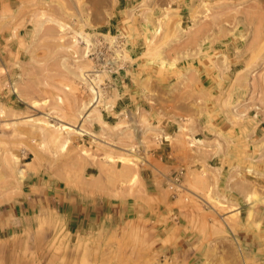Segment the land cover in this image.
I'll return each mask as SVG.
<instances>
[{
    "label": "rangeland",
    "instance_id": "374dc122",
    "mask_svg": "<svg viewBox=\"0 0 264 264\" xmlns=\"http://www.w3.org/2000/svg\"><path fill=\"white\" fill-rule=\"evenodd\" d=\"M98 7L0 0V264H264V0Z\"/></svg>",
    "mask_w": 264,
    "mask_h": 264
},
{
    "label": "bare ground",
    "instance_id": "6f19581e",
    "mask_svg": "<svg viewBox=\"0 0 264 264\" xmlns=\"http://www.w3.org/2000/svg\"><path fill=\"white\" fill-rule=\"evenodd\" d=\"M92 1V3H93V5H94V8H95V12H98V9L97 8H99L98 6H99V4H100V2H101V0H91ZM80 34V33H79ZM86 35H88V34H86ZM86 37V36H85ZM84 37V38H85ZM86 39V38H85ZM86 42H87V39H86ZM84 74H85V72H83ZM53 118V117H52ZM66 122V121H65ZM62 123H64V122H62ZM59 124L58 123V120L56 121V120H50V121H47V126H45L44 125V127H46V132L48 133V135L50 134V137L52 138V139H55V140H59L61 137H60V135H59V133L57 134V132H56V130L57 131H60V129H65V131H66V133H69V132H73V130L77 133V131H78V133H81L79 130L81 129V127H82V125H81V127H80V125H79V127L80 128H78V126L77 125H72V124H70V122H69V124ZM68 123V122H67ZM44 127H42V128H44ZM75 127H77L76 129H75ZM41 128V129H42ZM59 129V130H58ZM77 129H79V130H77ZM45 131V130H44ZM82 131V130H81ZM86 132V131H85ZM67 138H65V140L64 141H67L66 140ZM65 143V142H64ZM18 170V169H17ZM20 170V173L22 172V169H19ZM18 174H19V172H18Z\"/></svg>",
    "mask_w": 264,
    "mask_h": 264
}]
</instances>
